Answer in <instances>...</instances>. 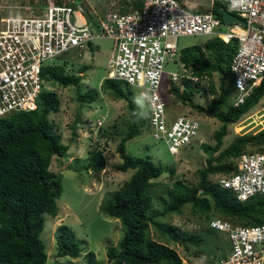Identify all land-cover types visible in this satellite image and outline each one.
Wrapping results in <instances>:
<instances>
[{
    "label": "trees",
    "instance_id": "obj_1",
    "mask_svg": "<svg viewBox=\"0 0 264 264\" xmlns=\"http://www.w3.org/2000/svg\"><path fill=\"white\" fill-rule=\"evenodd\" d=\"M141 2H127L126 9L139 8ZM221 6L228 8L226 3L219 1L211 6L212 13L218 18H221ZM236 41L232 39L226 43L213 36L204 48L192 46L180 50L179 60L184 68L199 80L193 83L182 78V89L180 83L170 82L165 88V94L187 102L198 111L212 112L221 126L214 133V144L201 145L207 158L205 166L197 170V184L175 180L165 196L150 194L151 187L157 184L153 179L158 178L166 169L173 174L174 169L155 163L149 156H133L125 151V141L141 133L149 113L138 110L130 97L131 88L134 87L128 82L107 77L103 79L101 89L125 100L130 115L117 147V150L119 147L122 150L119 153L120 162L115 164V168L119 171L133 169L130 178L123 180L99 204L102 213L120 220L123 230L120 239L107 246L109 264H182V257L174 248L151 237V226L167 234L171 241L180 244L188 254L197 255L192 253L190 245H201L202 239L198 234L180 231L173 225L157 220L168 214L181 213L185 205H190L195 214L216 211L225 219L245 225L257 224L264 216V193L240 201L232 191L210 178L212 175L231 172L235 168V159L247 148L250 147L249 152L264 151V129L236 136L221 150L227 126L237 122L264 97L263 77L259 84L253 86L243 103L233 105L236 90L229 65L237 47ZM89 49L94 52L95 48L90 44ZM66 64L64 59L61 63L58 61L43 65L45 81L63 87L77 86L82 77L79 73L87 67L81 66L77 73H69L66 72ZM215 72L219 73V85L216 87L211 83L209 87L217 95L204 108L193 101V96L197 88H201V80L204 77L210 79ZM97 97L96 90L77 92L79 102L91 104ZM37 105L34 110L13 112L0 118V264H46L47 254L41 239L44 219L58 213L57 200L62 193L61 177L50 170V164L53 156L65 155L68 146L52 131L48 116L59 109L60 99L53 90L45 89ZM96 126L98 129L94 133L96 137L92 152L87 157V167L100 172L104 169L105 157L102 149L94 144L98 136H106L108 130L101 127V124ZM116 132L113 130L112 134ZM155 201L159 202L157 209L153 208ZM54 238L58 256L75 258L80 255V243L68 225H58L54 230ZM87 254L86 264H104L98 263L92 252Z\"/></svg>",
    "mask_w": 264,
    "mask_h": 264
},
{
    "label": "built area",
    "instance_id": "obj_2",
    "mask_svg": "<svg viewBox=\"0 0 264 264\" xmlns=\"http://www.w3.org/2000/svg\"><path fill=\"white\" fill-rule=\"evenodd\" d=\"M226 3L244 20L224 23L211 7L192 11L180 0H142L139 8L109 10L97 15L88 0H36L28 14L0 16V118L36 106L45 79L42 67L70 51L84 50L94 39L112 41L107 60L110 77L139 90L148 105V125L163 139L171 154L188 145L199 129L197 118L169 117L165 88L191 82L190 73L164 71L165 62L179 57L181 35L209 34L224 42L237 40L230 62L237 106L264 77V0H210ZM96 15V16H95ZM182 65V64H181ZM166 74V76H164ZM261 109H264V104ZM235 168L216 181L240 201L264 193V151L242 153ZM210 228L226 234L227 255L219 264H264V216L253 225L211 218Z\"/></svg>",
    "mask_w": 264,
    "mask_h": 264
},
{
    "label": "rangeland",
    "instance_id": "obj_3",
    "mask_svg": "<svg viewBox=\"0 0 264 264\" xmlns=\"http://www.w3.org/2000/svg\"><path fill=\"white\" fill-rule=\"evenodd\" d=\"M127 2L126 0H88V8H94L97 15H102L109 10H123L120 7ZM209 2L210 0H188L184 3L189 8L203 10L209 7ZM34 4L36 0H0V16L28 14ZM212 37L209 34L181 35L176 39L177 48L179 51L192 46L204 48ZM90 44L94 46V52H90L89 46H86L80 56H76L77 51H71L65 58L66 72L77 73L81 66L87 67L84 72L79 73L82 77L77 86L63 87L56 83L48 84L49 90H53L60 99L59 109L48 116L52 131L60 137V141L67 145L68 149L63 156H53L50 164V170L57 172L61 177L62 193L57 200V215L46 216L44 219L41 239L47 254L46 264H86L87 252H92L98 263L109 264L106 256L107 246L115 244L123 234L120 220L102 213L99 204L109 192L114 191L116 186H119L123 180L129 179L133 173V169L119 171L115 168V164L120 162V152L117 147L126 130L130 115L125 100L118 99L110 92L101 89V83L107 75L106 63L112 41L103 38L91 41ZM63 60L62 57L52 62L61 63ZM164 71L167 74L184 72L178 58L166 61ZM211 83L216 87L219 85L218 72L213 73L210 79L204 77L201 80V88L198 87L193 96V101L203 105L204 108H207L217 95L211 92L209 87ZM87 90H96L98 93L97 99L91 104L79 102L77 99L78 91ZM130 97L140 112L148 111V105L139 95L138 89L131 88ZM166 103L169 117L183 114L198 119L199 129L188 145L181 147L176 154H171L163 139L153 138L152 128L149 127L148 122L141 128L138 136L124 143L126 153L140 157L149 156L155 163L174 169L173 174L166 169L167 171L158 178L153 179L157 184L151 187L150 194L158 197L165 196L175 180L190 185L197 184V170L205 166L207 158L201 145L214 144V133L221 126V122L212 112L198 111L187 102L171 97H167ZM263 104L264 97L237 122L227 126L221 150L226 148L236 136L252 134L264 129V109H261ZM99 124L105 127L108 133L106 136H98L94 146L98 145L102 149L105 165L100 172H94L87 167V157L92 152L91 147L96 137L94 133L98 129L96 125ZM113 130L117 132L112 134ZM248 149L250 147L243 153L249 152ZM216 177L217 175H212L210 178L215 181ZM153 208H159V202L155 201ZM218 217L224 219L216 211L210 214H195L190 205H185L181 213H172L157 219L163 224L175 226L180 231L198 234L202 239L201 245L198 247L190 245L192 253L197 254L194 256L188 254L180 244L171 241L167 234H163L154 226L150 227V235L158 242L174 248L182 257V264H219V260L227 255V237L225 233L212 230L208 225L211 218ZM59 224H66L74 231L81 246L78 257L57 255L54 230ZM161 229L163 230L162 227Z\"/></svg>",
    "mask_w": 264,
    "mask_h": 264
},
{
    "label": "clouds",
    "instance_id": "obj_4",
    "mask_svg": "<svg viewBox=\"0 0 264 264\" xmlns=\"http://www.w3.org/2000/svg\"><path fill=\"white\" fill-rule=\"evenodd\" d=\"M213 4V3H212ZM120 9H122L121 7H120ZM195 11V10H194ZM236 15V14H235ZM239 17V16H238ZM221 19V18H220ZM222 20V19H221ZM225 23V22H224ZM98 39V38H97ZM97 39H94L93 41H95V40H97ZM99 39H103V38H99ZM88 46H89V44H88ZM87 46V47H88ZM85 51V49L84 50H81L80 52H78L77 53V55L76 56H80V54L82 53V52H84ZM113 51V46H112V44H111V50H110V53H109V56H108V58H107V60L109 59V57H110V54H111V52ZM71 52V51H70ZM70 52H67V53H65V54H62L61 56H59V57H56L55 59H58V60H60L62 57H63V59H65L66 57H68V54L70 53ZM179 54H180V51H179ZM175 59H177V58H175ZM53 61V60H52ZM52 61H50L49 63H53ZM178 61H179V64H180V66L182 67V69H183V73H190V72H188L185 68H184V66H183V64H182V62H180V60H179V57H178ZM107 64V63H106ZM182 64V65H181ZM107 70V69H106ZM191 74V73H190ZM105 77H107V78H114V77H110L109 75H108V71H107V75L105 76ZM114 79H116V78H114ZM199 80V79H198ZM133 87V86H132ZM135 88V87H134ZM45 89H49V87H48V83L47 82H45V85H44V89H43V91L45 90ZM42 91V92H43ZM41 92V93H42ZM40 93V94H41ZM40 94H39V96H40ZM39 96H38V98L36 99V106L34 107V108H32V109H29V110H34V109H36L37 108V104H38V99H39ZM167 97H169V96H167ZM29 110H20V111H17V112H21V111H29ZM148 112V111H147ZM149 113V112H148ZM148 119H149V117H148ZM148 119H147V121L146 122H148ZM60 225V224H59ZM58 226V225H57Z\"/></svg>",
    "mask_w": 264,
    "mask_h": 264
},
{
    "label": "water",
    "instance_id": "obj_5",
    "mask_svg": "<svg viewBox=\"0 0 264 264\" xmlns=\"http://www.w3.org/2000/svg\"><path fill=\"white\" fill-rule=\"evenodd\" d=\"M221 8V19L223 22L225 23H232V22H238L241 24H244V20H242V18L238 17L237 15H235L232 12H229L226 8H223L222 6ZM194 11V10H192ZM215 111V110H214ZM121 148H119V152H121Z\"/></svg>",
    "mask_w": 264,
    "mask_h": 264
},
{
    "label": "crops",
    "instance_id": "obj_6",
    "mask_svg": "<svg viewBox=\"0 0 264 264\" xmlns=\"http://www.w3.org/2000/svg\"><path fill=\"white\" fill-rule=\"evenodd\" d=\"M126 1H131V0H126ZM182 3H184V2H188V0H184V2L182 1V0H180ZM185 4V3H184ZM186 5V4H185ZM211 7V1L209 2V7L208 8H205V9H209ZM121 8H126V6L124 5V6H122ZM128 8H130V7H128ZM190 9H192V10H197L196 8H190ZM205 9H203V10H205ZM203 10H199V11H203Z\"/></svg>",
    "mask_w": 264,
    "mask_h": 264
}]
</instances>
